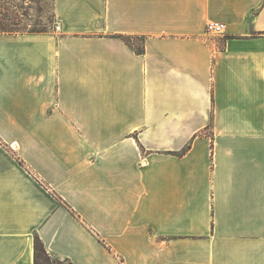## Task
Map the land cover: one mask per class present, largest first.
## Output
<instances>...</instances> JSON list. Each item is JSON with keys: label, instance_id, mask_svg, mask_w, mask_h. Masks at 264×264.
Segmentation results:
<instances>
[{"label": "crops", "instance_id": "obj_1", "mask_svg": "<svg viewBox=\"0 0 264 264\" xmlns=\"http://www.w3.org/2000/svg\"><path fill=\"white\" fill-rule=\"evenodd\" d=\"M54 11L0 32V264H264V0Z\"/></svg>", "mask_w": 264, "mask_h": 264}, {"label": "rangeland", "instance_id": "obj_2", "mask_svg": "<svg viewBox=\"0 0 264 264\" xmlns=\"http://www.w3.org/2000/svg\"><path fill=\"white\" fill-rule=\"evenodd\" d=\"M0 22L14 29H7L6 32L57 29L54 0H0ZM140 40V38L133 39V41L138 43ZM39 264L70 263L51 254L50 258L42 254Z\"/></svg>", "mask_w": 264, "mask_h": 264}, {"label": "trees", "instance_id": "obj_3", "mask_svg": "<svg viewBox=\"0 0 264 264\" xmlns=\"http://www.w3.org/2000/svg\"><path fill=\"white\" fill-rule=\"evenodd\" d=\"M3 22H0V31L6 32L8 30H14L12 27H8L2 24ZM10 28V29H9ZM125 40L131 41V38L129 36L125 37ZM142 50V49H141ZM42 254L46 255L48 258H50V254L47 251L43 241L39 236L35 237V263L39 264V260L42 256Z\"/></svg>", "mask_w": 264, "mask_h": 264}, {"label": "built area", "instance_id": "obj_4", "mask_svg": "<svg viewBox=\"0 0 264 264\" xmlns=\"http://www.w3.org/2000/svg\"><path fill=\"white\" fill-rule=\"evenodd\" d=\"M57 29H60V25L57 23ZM225 27L224 24L221 22H209L206 25L207 32H214V33H222Z\"/></svg>", "mask_w": 264, "mask_h": 264}]
</instances>
